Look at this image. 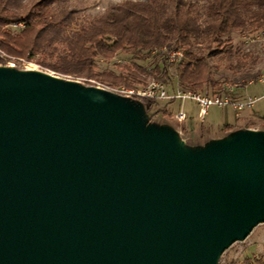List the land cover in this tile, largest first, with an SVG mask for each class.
<instances>
[{"label": "water", "instance_id": "1", "mask_svg": "<svg viewBox=\"0 0 264 264\" xmlns=\"http://www.w3.org/2000/svg\"><path fill=\"white\" fill-rule=\"evenodd\" d=\"M264 222V134L200 151L128 98L0 67V264H216Z\"/></svg>", "mask_w": 264, "mask_h": 264}, {"label": "trees", "instance_id": "2", "mask_svg": "<svg viewBox=\"0 0 264 264\" xmlns=\"http://www.w3.org/2000/svg\"><path fill=\"white\" fill-rule=\"evenodd\" d=\"M55 1L35 0L26 6L21 0H0V51L8 58L40 55L44 67L115 85L145 84L153 77L194 91L209 87L215 93L229 92L212 77L215 56L223 52L221 59L230 60L232 72H244L253 61L252 54L236 49L231 36L264 31V0H209L205 19L187 0H124L73 32L68 29L75 21V11L58 10ZM20 22L23 27L14 26ZM201 43L207 55L195 52ZM175 50H181L183 58L173 62L177 65L174 80L169 75L172 62L167 53ZM120 52L142 55L138 58L154 53L161 64L155 63L153 68L125 64L119 74L97 71L98 59L109 61ZM234 56L235 62L231 61ZM260 78L259 72L247 71L236 80L247 86ZM128 100L143 110V100ZM146 103L150 109L156 102ZM164 114L169 115L167 110Z\"/></svg>", "mask_w": 264, "mask_h": 264}, {"label": "rangeland", "instance_id": "3", "mask_svg": "<svg viewBox=\"0 0 264 264\" xmlns=\"http://www.w3.org/2000/svg\"><path fill=\"white\" fill-rule=\"evenodd\" d=\"M35 0H21L23 5H29ZM124 0H56L55 7L58 10H74L75 21L68 31L73 32L79 29L81 25L88 24L92 18L102 14L110 5L122 2ZM194 6V10L203 14L205 6L209 0H187ZM15 29V27H14ZM18 30V28H16ZM232 42L236 49L242 52H250L253 61L249 63L248 69L241 73L232 72L229 69L228 61L223 60V52L215 56V65L212 70V77L223 83V88L229 90L234 96L244 98L246 96L260 97L264 93V82H251L247 86H243L239 80L241 74L247 71L251 73L259 72L264 75V37L262 31L254 32H235L233 33ZM197 54L207 55L208 50L203 48L202 43L195 47ZM142 56V55H141ZM138 54H127L120 52L115 58L109 61L103 59L97 60V71H112L117 74L124 71L123 65L137 63L140 66L153 68L155 63H160V58L155 54L147 55L146 58ZM41 56L38 55L32 59L11 57L0 53V67H11L15 71H39L55 75L59 78L78 82L82 86L95 87L98 85L118 87L123 85H115L96 78H87L84 76H76L70 74L59 73L55 70L44 67L40 63ZM236 61V56L231 58ZM176 63L169 64V75L174 80L177 79ZM155 79L148 77L147 81ZM172 81L174 82V80ZM142 84H135V86ZM134 86V85H133ZM203 91L213 93V89L206 87ZM143 120L145 128H168L174 131L179 143L185 140L186 149L200 151L206 149L213 143L231 138L234 134L244 130H255L264 134V98L259 99L253 108L246 109L236 113L232 107H221L211 105L208 108L205 118L201 121L198 113L199 108L196 102L192 100L177 101L165 104L157 102L148 109L146 101L143 103ZM182 109L188 115L184 122H178L174 118V112ZM167 110L169 115L164 114ZM251 110V114L247 111ZM259 113L261 116H256ZM216 264H264V222H260L253 227L250 233L240 240L234 241L226 247L216 261Z\"/></svg>", "mask_w": 264, "mask_h": 264}, {"label": "built area", "instance_id": "4", "mask_svg": "<svg viewBox=\"0 0 264 264\" xmlns=\"http://www.w3.org/2000/svg\"><path fill=\"white\" fill-rule=\"evenodd\" d=\"M15 27H23L24 23L20 22L15 24ZM264 37V31H262ZM3 55V53L0 51ZM171 62L179 61L183 58V52L181 50L168 51L167 53ZM264 82V75L260 80ZM113 93H116L122 97L128 99H139L143 101H155L164 102L165 104L177 101L192 100L197 103L199 108V117L201 121L205 118L208 108L211 105H218L221 107H232L236 113L242 112L246 109L254 107L255 103L264 98V93L260 97L246 96L244 98L236 97L230 92L223 91L221 93H211L209 91H194L191 89L182 88L178 83H167L157 79H151L145 84L138 86H95ZM174 118L178 122H184L187 120L188 115L182 109L174 112Z\"/></svg>", "mask_w": 264, "mask_h": 264}, {"label": "crops", "instance_id": "5", "mask_svg": "<svg viewBox=\"0 0 264 264\" xmlns=\"http://www.w3.org/2000/svg\"><path fill=\"white\" fill-rule=\"evenodd\" d=\"M251 113H252L251 110L247 111V114H251ZM257 115H258V116H261L259 113H256V116H257ZM185 143H186L185 140H182V141H181V144H183L184 147H185ZM189 150H191V149H189ZM192 151H194V150H192Z\"/></svg>", "mask_w": 264, "mask_h": 264}]
</instances>
